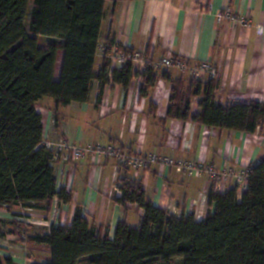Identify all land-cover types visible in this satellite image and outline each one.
<instances>
[{"label": "trees", "instance_id": "obj_1", "mask_svg": "<svg viewBox=\"0 0 264 264\" xmlns=\"http://www.w3.org/2000/svg\"><path fill=\"white\" fill-rule=\"evenodd\" d=\"M106 3L0 0V210L12 215L31 208L50 214L54 198L61 204L73 203L71 191L57 188V153L44 145L45 128L37 103L45 97L58 107L87 103L96 81L99 104L107 85L119 84L128 92L134 79L132 62L112 66L105 55L102 68L95 71ZM41 38L46 46H40ZM113 46L108 43L106 54ZM59 51L64 59L56 79ZM144 57L148 59V52ZM153 70L148 67L139 84L141 99L155 86ZM163 78L172 86L167 119L247 134L264 124L262 103L221 105L218 82L191 77L186 85L168 72ZM194 99L200 108L197 114H192ZM121 171L122 198L114 202L124 210L135 204L143 210L138 227L120 220L111 238L77 206L69 224H52L49 232L39 236L27 223L1 221L8 231L0 226V238L11 233L18 236L14 242L23 246H43L50 255L34 264H264V160L250 166L248 186L240 198L236 188L210 191L207 204L213 211L202 220L193 213L177 216L156 207L129 167ZM0 264L14 262L0 255Z\"/></svg>", "mask_w": 264, "mask_h": 264}, {"label": "crops", "instance_id": "obj_2", "mask_svg": "<svg viewBox=\"0 0 264 264\" xmlns=\"http://www.w3.org/2000/svg\"><path fill=\"white\" fill-rule=\"evenodd\" d=\"M106 2L100 44L108 46L112 42L125 49L148 52L157 76L155 86L141 99L139 83L135 80L127 93L119 84H110L105 87L100 104L98 81L94 82L87 103L58 107L53 99L45 97L37 103L43 117L44 140L60 137L79 146L115 144L143 155L159 154L188 161L204 157L217 169L230 166L242 170L264 160V124L254 134L217 129L203 143V127L194 122L167 119L172 86L163 75L168 72L173 80L181 78L186 85L192 75L175 67L164 69L160 64L169 53L189 67L207 61L220 71L215 82H218L216 95L221 105L264 104V0ZM229 9L238 17L249 19V27L232 25L226 19L217 21V16ZM58 53L56 79H60L64 59V53ZM103 61L104 56L97 51L96 72L102 68ZM191 108L192 114L200 112L198 99L192 101ZM55 167L56 172L64 170L66 183L71 180L73 203H58L61 213L69 220L73 219L78 206L86 217L102 225L111 238L120 220L133 228L140 225L141 214L137 208L124 210L114 202L112 192L123 175L121 170H116L114 161L90 158L68 164L57 160ZM130 175L133 176V172L130 171ZM136 175L144 185L148 200L158 208L182 216L190 214V205L195 202L193 211L197 220L213 211L207 198H203L208 176L187 177L160 165ZM133 211L139 217L132 220ZM1 221L13 220L1 219L0 226ZM2 228L8 231L7 226ZM3 243L0 244L2 257H11L14 264H27L21 243L12 244L14 251Z\"/></svg>", "mask_w": 264, "mask_h": 264}, {"label": "built area", "instance_id": "obj_3", "mask_svg": "<svg viewBox=\"0 0 264 264\" xmlns=\"http://www.w3.org/2000/svg\"><path fill=\"white\" fill-rule=\"evenodd\" d=\"M211 8V6H210ZM209 8V9H210ZM224 19L228 20L232 25H241L249 27L251 24L250 20L247 18H240L238 17L234 12H232L230 9L226 10L224 13H221L217 16V21L224 22ZM107 46L104 44L101 45L98 49V51L102 54V56L107 55V57L110 59L112 66H122L125 63H128V61L132 62V68L134 71V79L136 82L140 84L142 77L144 76V73L146 72V69L148 67H152L151 61L148 58L144 57V52L140 51H132L127 52L126 50H123L122 47H119L118 45H114L111 49H109L108 53L106 54ZM161 66L165 68H172L175 67L178 68L183 73H189L192 75V77L196 79H203L206 78L208 80H213L219 78V70L211 65L209 62L205 61L199 64L195 67H189L186 62H184L181 59L175 60L173 55L169 53L165 58L161 60ZM138 84V85H139ZM215 130L209 129L208 127H203L202 129V142L205 143L207 138L214 133ZM45 147H48L52 150H54L57 153V160H61L64 163L72 164L77 163L80 161H84L87 158H92L94 161H101V160H114L117 163L116 170L119 172L121 170V167L128 166L131 172H135L138 174L139 172H146V170H149L151 168H154L158 165L166 167V168H173L177 172L181 173L182 175H185L187 177H199V176H208V183L206 185V188L203 191V198L206 199L208 197V194L210 191L214 192H226L229 190H232V188H236L237 191L245 192L248 182H249V173H250V167H244L242 170H236L234 167L230 166H224L222 168H215L212 164L209 162H206L204 157H199L198 159H195L194 161H188V160H180V159H174V158H168L165 156H160L159 154H139V153H129L126 149L122 147H118L115 144H108V145H87V146H79L72 142H70L67 139H59L58 140H45L44 141ZM58 176V185L65 186L66 181L65 179V172L63 169H60V171L56 172ZM62 182L60 183V181ZM71 180H68L67 186L70 184ZM114 189L116 191V195L119 198H122V190L121 186L118 183H115ZM70 190V189H69ZM239 198L242 196L243 193H238ZM56 208H58L57 205H54ZM130 206V205H129ZM134 206H137L135 204ZM190 208V214L193 213V207L191 203ZM132 207V205L130 206ZM27 211L35 212L31 208H25ZM19 211L18 214L25 215L27 212L24 213V211ZM59 210V209H58ZM142 210V209H141ZM6 211V210H5ZM143 211V210H142ZM17 211H14L16 213ZM37 213V212H36ZM39 213V212H38ZM50 213L55 216L62 217V220L60 222L61 225L69 224V220L67 218V215L64 213H61L60 210H51ZM28 215V214H27ZM50 217L44 215V222ZM58 219L54 221L55 223L58 222ZM53 223V222H52ZM18 238V237H17ZM16 238V239H17Z\"/></svg>", "mask_w": 264, "mask_h": 264}, {"label": "rangeland", "instance_id": "obj_4", "mask_svg": "<svg viewBox=\"0 0 264 264\" xmlns=\"http://www.w3.org/2000/svg\"><path fill=\"white\" fill-rule=\"evenodd\" d=\"M30 4H31V2H30ZM28 24H29V18H28V20L26 21V28H28ZM39 42H40V46L42 47V46H46V43L45 42H43V40H42V38L41 39H39ZM132 73L134 74V71H132ZM190 75V74H189ZM59 139H62V138H60L59 137ZM87 159H90V158H87ZM92 159V158H91ZM112 161H114V160H112ZM114 163H115V167L117 168V163H116V161H114ZM133 177H137V175H136V173L135 172H133ZM62 182V180L60 181V183ZM67 184L68 183H66V185L65 186H63V185H61V186H59L58 185V187L57 188H59V189H61V187L62 188H66L68 191H71V190H69V189H71L70 188V186H71V182H70V184L67 186ZM238 193H245V192H242V191H239L238 190ZM112 194H113V197L114 198H119V197H117V195H116V191H115V189H113V192H112ZM243 194H241V195H243ZM238 196H239V194H238ZM53 200H55L56 201V203H54V205H57L58 206V208H56L54 205H53V210L55 209V210H57V211H59L60 210V207H59V205H58V203H59V201H57V198H54ZM60 204V203H59ZM194 205H196L195 204V202H192V206H194ZM134 208H138L137 206H133ZM132 207V208H133ZM195 207V206H194ZM131 208V207H130ZM129 208V209H130ZM131 208V209H132ZM59 209V210H58ZM139 211V213L141 214V216L143 215V211L140 209V210H138ZM18 212L19 211H17L16 213H13L12 215L11 214H9V213H7V212H5V210L4 209H1L0 210V220L1 219H9V218H11V220H16V221H19V222H23V223H27V224H29V226H35V229L34 228H32V233H33V235H42V234H45V231H47V229H49L50 230V228H51V226H52V224H56V225H61L60 224V222L61 221H63L62 220V218L64 217V216H62V217H59V219H58V217L57 216H55L54 214L52 215V213H50V214H42V213H36V212H32V211H24V213L25 212H27V214H25V215H22V214H18ZM61 212V211H60ZM44 215H46V216H48V217H50L46 222V224H45V220H44ZM132 218V220L133 219H137V217H139V215H138V213L137 212H134L133 211V213H132V216H131ZM56 219H58V222H54V221H56ZM68 219V217L66 218V220ZM69 220V219H68ZM53 222V223H52ZM71 222V220H69V223ZM63 226V225H62ZM8 230V229H7ZM49 232V231H48ZM47 233V232H46ZM18 236L17 235H12L11 233H7L6 234V236L4 237V238H2V239H0V244H2L3 242V245H5L6 246V248L7 249H9L10 251H14L15 250V248L13 247L14 245H12V244H14V243H16V242H14L15 240H17L16 238H17ZM13 242V243H12ZM2 245V246H3ZM22 248H24V250L26 251V254H25V258H24V260H25V263H27V264H34L35 262L36 263H40V262H43L44 260H43V258H45V257H47L48 256V253H47V250H45V248L43 247V246H36V245H25L24 247H22ZM23 251V250H22ZM25 251H23V253L25 252ZM24 255V254H23Z\"/></svg>", "mask_w": 264, "mask_h": 264}]
</instances>
